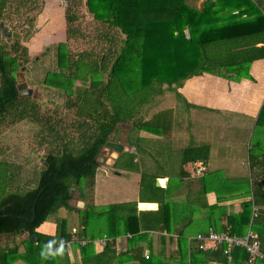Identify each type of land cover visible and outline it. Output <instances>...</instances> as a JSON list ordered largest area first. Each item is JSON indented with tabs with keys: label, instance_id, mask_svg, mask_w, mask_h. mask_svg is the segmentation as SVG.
I'll return each instance as SVG.
<instances>
[{
	"label": "trees",
	"instance_id": "obj_1",
	"mask_svg": "<svg viewBox=\"0 0 264 264\" xmlns=\"http://www.w3.org/2000/svg\"><path fill=\"white\" fill-rule=\"evenodd\" d=\"M85 1L88 12L96 21L106 25L107 29L117 30L119 34L103 31V39L109 42V47L101 56L88 51L75 55L67 42L57 44V68L46 72L43 83L46 87L63 91L66 97L64 107L75 110L77 118L71 124L73 133H77L75 137L58 126L51 115H41L38 105L31 97H21L18 88L16 71L22 61H30L29 47L23 41L34 35L35 21L44 1L0 0V123L9 116L14 118L12 121L27 117L37 122L43 120L39 143L48 142L50 145L43 157L42 167L36 172V185L31 188L16 186V171L12 163L0 160V215H6L0 218V237L27 234L14 245L0 243V264H14L17 260L27 264H124L132 260L156 263L155 255L145 254L144 250L137 252L135 246L138 239L144 236L141 229H163L167 225L168 209L173 202L165 198L168 189L156 187V178L141 171L140 161H135L136 155H132L130 161L121 157L123 166L126 167L127 163L142 173L139 200L95 205L91 197L97 170L108 159L103 157L104 148L108 147L111 136L120 132L126 124L153 133H158L156 127L166 126L162 123L157 125V122L163 121L167 110L148 121L138 120L142 108L162 94L165 86L172 89L174 84L181 85L190 76L204 72L236 81L242 78L254 80L249 72L250 65L254 60L264 58V47L237 51L222 42L231 36L228 22L233 20V16L228 12L232 13L236 8L247 10L242 7V2L216 0L204 2L201 8H197L188 0ZM81 2L67 0L68 40L77 34L75 22L79 17L76 8ZM252 4L264 21V0H254ZM29 5L35 14L23 23L18 22L20 32H12L9 24L13 23V17L21 15L22 8ZM12 37H16L12 44L4 42H9ZM169 114L171 112L168 111ZM256 124L264 127V104ZM253 150L255 152L250 150L249 166L254 173L246 179L248 187L244 188L245 195L252 199L243 203V212L228 215L229 227L220 225L222 217L227 215L225 209L219 214V219H214L218 205L206 206L209 218L213 220L212 227L239 235L247 229L253 206H258L260 209L257 216H253L251 228L259 235L263 257L250 262L245 248L234 247L229 259L226 245L215 250H202L197 244V250L193 248L191 252L190 264H209L211 261L220 264H264V140L255 143ZM210 152L208 144L185 147L181 176L189 174L184 165H193L196 161L205 164L207 171ZM121 154L127 153L123 151ZM190 172V175L195 173V166ZM161 195L164 197L159 201L157 198ZM74 200L76 203H73ZM80 202L85 204L81 206ZM139 202H144L139 205L141 209L143 205H148L145 202H158L159 208L156 211H139ZM62 208L78 214L79 227L75 233L78 240L73 247L80 249L81 263L71 261L69 250L72 249L66 245L62 255L50 256L49 249L55 252L63 240L68 241L73 236L67 218H57L55 234L38 230L49 217L57 216ZM20 216L33 221H26ZM128 232L133 234L130 241L133 249L119 251L117 237ZM104 234L112 240L102 251L96 252L94 240ZM182 236L179 235V243L184 241ZM84 239L88 241L81 244ZM42 248L49 254L47 259L40 255Z\"/></svg>",
	"mask_w": 264,
	"mask_h": 264
},
{
	"label": "crops",
	"instance_id": "obj_2",
	"mask_svg": "<svg viewBox=\"0 0 264 264\" xmlns=\"http://www.w3.org/2000/svg\"><path fill=\"white\" fill-rule=\"evenodd\" d=\"M44 5L40 12L39 18L35 21V26L43 27L44 24L51 22L46 25V28L56 27L55 18L58 19L61 16V26L67 29L65 6H63L60 0H43ZM189 3L197 8H201L204 2L216 1V0H188ZM224 1V0H223ZM235 1L234 3L242 2V7H246L247 10H240L236 8L232 13L228 12L233 16V20L228 22L231 31V36H228L225 41H222L231 49L237 51L241 50H254L263 49L264 47V21L253 8L252 1L254 0H228ZM55 10L56 14L53 12ZM264 12V11H263ZM225 13V12H221ZM227 13V14H228ZM19 16V14H17ZM15 26V23L12 24ZM10 27V24H9ZM1 29V25H0ZM55 31V30H54ZM187 36H189V31H186ZM67 39V31H66ZM48 35V34H47ZM36 40L37 38H33ZM24 42L26 45L30 46V41ZM227 45V46H228ZM250 75L253 76L254 80L248 78H242L240 81L232 80L219 76L211 72H204L201 75L190 76L185 79L181 85L174 84L172 89H168L165 86V90L162 94L156 96V98L149 105L154 104L161 95H163L164 107L156 111L157 107L154 109L151 107L148 111L146 106L142 108L141 114L138 116V120L148 121L152 119L156 114L167 110L166 116L163 121L157 122V125L162 123L166 124L164 128L156 127L158 133H153L148 130H139L131 125V128H126V132L123 138H120L122 134L121 130L117 134L111 136V140L122 145V151H118L112 147H105V149L110 152L103 157L108 159L104 161L103 164H112L116 170L117 175L124 173H131L134 177L139 179L142 173L135 170L132 166H123L120 161L121 157H125L127 160H131L132 155L135 161H140V169L142 172H147L155 177V185L160 188H167L168 192L165 198L167 201H173L169 206L168 212L170 216L168 217L167 225L163 229L155 228L149 230L140 231L144 236L138 239L135 246L137 252L144 250L145 254L155 255L157 258L156 264H183L187 261L190 264L191 252L193 248L196 249L197 241L194 237L201 232H206L212 227L213 220L209 218V208L206 205H218L215 209L214 219H219V214L222 210H226L227 215L222 217L221 224L229 225L228 215L231 214H241L243 212V203L252 199L251 196H246V190L244 188L248 187L246 179L253 176V171L250 170V154H248V169L244 167H239L238 170L230 169L228 173L224 172V161L237 163L236 155H233V150L230 149L228 153L221 156L216 153L212 146L210 145V159L207 164V171L203 176H198L195 173L190 175V171H193V165L190 163L185 164V171L189 174L181 176L182 172V151L185 147L190 145H201L204 142H192L191 133L188 131L184 133L183 127L177 121L179 115H182L183 120L191 119L194 114V109L204 108L213 111H230L234 113H239L241 115L250 118L253 126L257 124V119L264 104V58L254 60L249 68ZM171 98V102L169 101ZM170 102V103H167ZM171 112V114L168 115ZM180 112V113H179ZM179 124L180 126H177ZM127 126V124H126ZM187 129L189 127L187 126ZM188 133V134H187ZM207 142V141H206ZM140 147V148H139ZM251 148V147H250ZM126 152V155H122V152ZM255 152V151H254ZM213 153L217 154V159L213 160ZM232 155V158L230 157ZM220 158H219V157ZM255 156V154H254ZM237 159V161H236ZM242 159V158H241ZM215 163V164H214ZM242 161V165H246ZM102 165V164H101ZM99 166V168L101 167ZM236 166V164H234ZM98 168V169H99ZM120 171V172H118ZM193 173V172H192ZM251 176V177H252ZM98 177V170L96 174V180ZM160 180H163V185L159 184ZM136 181V180H135ZM137 182V181H136ZM253 179L251 178V184ZM159 184V186H158ZM169 186V188H168ZM95 187L92 193L91 200L95 205H107L112 203H122L131 202L139 200V188L136 196L132 199H120L121 201H113L108 203H99L95 197ZM125 193H128L125 192ZM164 195V194H163ZM163 195L159 196L157 199L161 201ZM245 195V196H244ZM248 195V194H247ZM76 203V200L73 201ZM85 204V202H80ZM139 211H156L159 208V203L155 202L152 206L150 202L148 205H143L142 209L139 207ZM154 203V202H151ZM81 205V204H79ZM82 206V205H81ZM259 211L258 206H253L251 212L249 224L247 229L243 234L247 233L251 228L254 209ZM64 213V214H63ZM76 211H68L64 208L59 210L58 215L53 219V222H49L46 229L39 228L40 232L55 234L57 228V218H67L69 220L68 227L72 232L78 229V223L74 222V214ZM191 216L193 219H191ZM191 223L187 225L189 222ZM45 223V222H44ZM43 223V224H44ZM214 228V227H213ZM253 230V229H252ZM255 231V230H254ZM256 232V231H255ZM182 234V241L179 243V235ZM241 234V235H243ZM106 235V234H104ZM103 237V236H102ZM97 237L95 240H98ZM133 234L128 232L117 237L116 247L117 249L128 251L132 250L133 247L130 241ZM186 239V240H185ZM75 244V243H74ZM73 244V245H74ZM105 246L95 245L96 252L103 250ZM70 259L72 262L81 263V252L80 249L69 250ZM186 259V260H185ZM124 264H145L139 260L127 261ZM209 264H220L216 261H211Z\"/></svg>",
	"mask_w": 264,
	"mask_h": 264
},
{
	"label": "rangeland",
	"instance_id": "obj_3",
	"mask_svg": "<svg viewBox=\"0 0 264 264\" xmlns=\"http://www.w3.org/2000/svg\"><path fill=\"white\" fill-rule=\"evenodd\" d=\"M67 5L68 3L63 6L67 7ZM28 8L31 9L28 10ZM28 8H22V14L13 17V23H10L12 32H20L21 29L18 22L21 21V23H23L27 17L35 14V11H33L30 5ZM76 11L79 17L75 22V31L77 34L70 40L66 39V28H64V26L62 27L60 24L62 20L61 16L58 19L54 17L55 22L53 23H55L56 27L53 29L55 31L51 30V28H46V25L51 22L44 24L43 27H35L36 31L29 43L31 47L28 46L30 61H22L16 71L18 85L21 87L19 91L22 92L20 96L31 97V100L38 105L41 115H51L53 120H57L58 126H62V129L64 128L67 134L75 137L77 133H73L71 128V124L77 118L74 114L75 110L64 107L66 97L63 91L46 87L43 83L46 72L57 68V44L59 42H67L69 49L75 55L83 51H88L97 56H101L104 52H107L109 47V42L107 43L102 36L103 31H110L112 34L118 33L117 30L107 29L108 27L106 25L96 21L88 12L85 0H82V2L77 5ZM53 12L56 14L55 10H53ZM39 15L40 13L37 15L38 18ZM14 23L15 26L12 25ZM15 38L16 37H12L9 42H6V40L4 42L12 44ZM33 38L37 39L34 40ZM30 39L31 38L26 41L29 42ZM163 97L164 96L161 95L150 107L146 106V108H148L147 111L153 106L155 109L157 104L158 108L156 111L163 108L165 106ZM169 101L171 102V98ZM194 110L191 119L183 120L181 119L183 118L182 115H179L181 118L177 119L184 129L183 132L186 133V131H188L189 134L191 133V135L194 136L192 137V142L199 141L204 142L203 144L211 145L212 149L221 156L228 153V149L231 151L233 150V155H236L239 161H237V159V163L224 161L223 168L226 173H228L230 169L234 170L236 168L238 170L239 167L248 169V164H246L248 162V154H250V150L254 151L253 145L255 143L264 140V127L258 125L254 127L249 117L239 113L230 111L218 112L204 108H196ZM12 120H14V118L9 116L5 121L0 123V160H7L12 163L16 171V186L20 187V189L31 188L36 185V172L42 167L43 157L50 148L48 142L42 145L39 143L42 136L41 129L45 121L41 120V122H37L31 117L17 121ZM179 124H177V126H180ZM187 126L189 129H187ZM127 127L128 125L123 126L121 130L123 135H121L120 138L124 137ZM129 128H131V125H129ZM255 150H257V148H255ZM109 152V150L104 148L103 155ZM216 153H213V160L217 159ZM230 157L232 158V155H230ZM242 161L246 164L245 166L242 165ZM234 164H236V166ZM234 171L237 173L236 170ZM116 172L117 170L112 164H102L98 169L95 197L99 203L117 202L121 201L120 199H132L136 196L139 188V179L134 177L131 173H124L121 171V174L117 175ZM127 191L128 193H125ZM80 204L83 205V203ZM54 216L56 217V214ZM54 216L49 217L40 228L46 229L49 222L54 223ZM78 221V214L75 213V224H77ZM106 236L108 235L106 234ZM26 237V233L22 235H3V237H0V243L8 242L14 245ZM14 264L27 263L22 260H17Z\"/></svg>",
	"mask_w": 264,
	"mask_h": 264
},
{
	"label": "built area",
	"instance_id": "obj_4",
	"mask_svg": "<svg viewBox=\"0 0 264 264\" xmlns=\"http://www.w3.org/2000/svg\"><path fill=\"white\" fill-rule=\"evenodd\" d=\"M62 4H66L67 0H60ZM206 171V166L202 162L198 161L195 164V174L202 176ZM254 216H257V209H254ZM76 229L73 231V236L70 240H63L61 245H66L69 249H72L73 244L76 243L78 237H76ZM194 239L197 241L198 247L202 250H215L221 245H226L225 252L228 254L229 259L232 258V249L234 247L245 248L250 255L249 261L252 262L255 258L263 257L260 249L259 235L254 230L250 229L243 235L234 234L230 231H218L211 227L207 232L198 233ZM112 238L104 235L98 240H94L95 245L105 246ZM88 239L80 241L81 244H85ZM90 241V240H89Z\"/></svg>",
	"mask_w": 264,
	"mask_h": 264
},
{
	"label": "water",
	"instance_id": "obj_5",
	"mask_svg": "<svg viewBox=\"0 0 264 264\" xmlns=\"http://www.w3.org/2000/svg\"><path fill=\"white\" fill-rule=\"evenodd\" d=\"M25 86V85H24ZM18 88L20 89L21 87H19V85H18ZM20 94H22V92H20ZM107 146L108 147H112V148H115V149H117L118 151H122V149H123V146L122 145H120V144H118V143H116V142H114V141H109L108 143H107ZM158 186H159V184H158ZM142 203H144V202H142ZM152 206H154L155 205V203H150ZM4 216H6L5 214H3V215H0V218L1 217H4ZM14 216H16V215H14ZM20 218H22V219H24V220H26V221H29V222H31V221H33V219H30V218H27V217H24V216H20Z\"/></svg>",
	"mask_w": 264,
	"mask_h": 264
},
{
	"label": "clouds",
	"instance_id": "obj_6",
	"mask_svg": "<svg viewBox=\"0 0 264 264\" xmlns=\"http://www.w3.org/2000/svg\"><path fill=\"white\" fill-rule=\"evenodd\" d=\"M44 247H45V246H43V248H44ZM43 248H42V250H41L40 255H41V257L47 259V258L49 257V254L45 253V252L43 251ZM49 252H50V256H52V257L58 256V255H62L63 252H64V245L62 244L61 247L58 248L55 252H52L51 249H49Z\"/></svg>",
	"mask_w": 264,
	"mask_h": 264
},
{
	"label": "bare ground",
	"instance_id": "obj_7",
	"mask_svg": "<svg viewBox=\"0 0 264 264\" xmlns=\"http://www.w3.org/2000/svg\"><path fill=\"white\" fill-rule=\"evenodd\" d=\"M159 182H160L159 184H162L163 185V180H160Z\"/></svg>",
	"mask_w": 264,
	"mask_h": 264
}]
</instances>
